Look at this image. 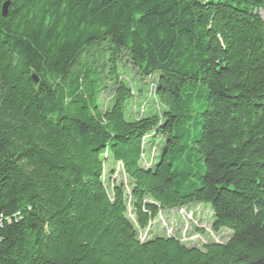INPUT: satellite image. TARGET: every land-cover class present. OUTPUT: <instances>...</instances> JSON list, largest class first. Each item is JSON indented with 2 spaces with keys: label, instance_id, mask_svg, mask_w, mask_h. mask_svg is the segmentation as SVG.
<instances>
[{
  "label": "trees",
  "instance_id": "1",
  "mask_svg": "<svg viewBox=\"0 0 264 264\" xmlns=\"http://www.w3.org/2000/svg\"><path fill=\"white\" fill-rule=\"evenodd\" d=\"M196 203L228 241L138 239ZM0 225V264H264V0H0Z\"/></svg>",
  "mask_w": 264,
  "mask_h": 264
},
{
  "label": "rangeland",
  "instance_id": "2",
  "mask_svg": "<svg viewBox=\"0 0 264 264\" xmlns=\"http://www.w3.org/2000/svg\"><path fill=\"white\" fill-rule=\"evenodd\" d=\"M128 72L129 73L126 75V79L129 81L131 89L137 96L125 105V117H127V114L134 116L141 110L142 105H144L145 116L155 115L158 113V110L162 111L163 107L156 102L153 96L149 95L150 85L151 83H156V76L149 77L142 82L132 70H129ZM102 99L104 103H107L109 98L104 95ZM153 141L155 142L153 144L155 150L153 164L155 165L161 155L163 141L160 138H148L146 144L144 145V153L147 157L149 156ZM117 169L118 171L120 170L116 165V173L113 178L116 179V181H119V179H121V174L117 173ZM184 213H188L187 218L189 221L187 223L184 221ZM212 221L213 217L210 207L203 203H196L184 207L182 211L177 209L163 211L162 214L157 217L156 221L154 223L152 222L150 233L152 236L157 233H163L165 235L178 234L179 236L186 233L187 237L192 235L190 237L191 239L188 238L185 240V242L188 243L187 245L199 247L202 243L208 241H216L218 243H225L228 241L232 232L226 228L221 229L219 232H210L209 234L208 229L210 228ZM193 226H197L202 229L204 234H197L194 232ZM142 239H144V235L142 236Z\"/></svg>",
  "mask_w": 264,
  "mask_h": 264
},
{
  "label": "water",
  "instance_id": "3",
  "mask_svg": "<svg viewBox=\"0 0 264 264\" xmlns=\"http://www.w3.org/2000/svg\"><path fill=\"white\" fill-rule=\"evenodd\" d=\"M8 6H9V2L7 1V2L3 3L2 7H1V14H2L3 17H5L6 14H7ZM31 79H32L34 84H37L38 81H39L38 77L35 74L31 75Z\"/></svg>",
  "mask_w": 264,
  "mask_h": 264
},
{
  "label": "bare ground",
  "instance_id": "4",
  "mask_svg": "<svg viewBox=\"0 0 264 264\" xmlns=\"http://www.w3.org/2000/svg\"><path fill=\"white\" fill-rule=\"evenodd\" d=\"M154 87L156 86V83L154 84V83H151ZM141 113V112H140ZM149 164L147 163H145V166H148ZM144 235V239H142V236ZM155 235V234H154ZM152 237V235H151V233H150V230L149 231H145V232H143V231H139L138 232V239L141 241V242H143L142 240H147V239H149V238H151Z\"/></svg>",
  "mask_w": 264,
  "mask_h": 264
},
{
  "label": "built area",
  "instance_id": "5",
  "mask_svg": "<svg viewBox=\"0 0 264 264\" xmlns=\"http://www.w3.org/2000/svg\"><path fill=\"white\" fill-rule=\"evenodd\" d=\"M7 220H8V219H7ZM7 220H6V221H7ZM0 227H1V225H0Z\"/></svg>",
  "mask_w": 264,
  "mask_h": 264
}]
</instances>
